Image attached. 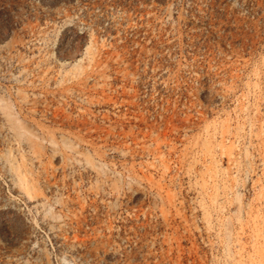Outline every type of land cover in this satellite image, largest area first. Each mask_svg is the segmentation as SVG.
Instances as JSON below:
<instances>
[{
	"label": "rangeland",
	"instance_id": "obj_1",
	"mask_svg": "<svg viewBox=\"0 0 264 264\" xmlns=\"http://www.w3.org/2000/svg\"><path fill=\"white\" fill-rule=\"evenodd\" d=\"M0 264H264V0H0Z\"/></svg>",
	"mask_w": 264,
	"mask_h": 264
}]
</instances>
